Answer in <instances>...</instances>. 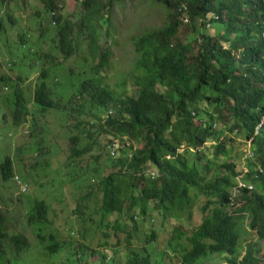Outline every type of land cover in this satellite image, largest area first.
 <instances>
[{
    "label": "trees",
    "instance_id": "1",
    "mask_svg": "<svg viewBox=\"0 0 264 264\" xmlns=\"http://www.w3.org/2000/svg\"><path fill=\"white\" fill-rule=\"evenodd\" d=\"M39 1L47 14L55 8L57 17L53 20L59 23L57 5L62 0ZM104 1H83L86 14L77 22L81 36L86 29L91 31L84 37L88 38L92 51L99 49L101 65L108 63L110 54L100 44L101 34L96 29V25L101 27L98 16L108 10L106 18H109L110 8L123 0ZM152 3L165 9L167 23L133 40L135 97L119 100L99 86L94 78L98 71L94 69L91 78L81 81L77 92L69 98V121L86 118L72 126L83 137L73 136L69 142L79 144L84 139L92 142L87 143L92 147L101 139L103 157L108 159V171L95 188L102 194L100 207L96 209L103 221L94 223L91 218L88 225L113 229L102 234L106 245L117 232L126 235L129 243L120 244L118 238L114 245L120 248L114 256L118 264H165L169 250L180 258V264H203L212 257L220 258L221 264H264V244H259L264 242V174L259 173V167L264 170V130L256 136V158L249 161L250 171L246 175L255 183V190L238 196L242 200L237 208L228 209L233 178L240 175L235 164H224L230 175L211 178L216 160L229 155L227 141H233L222 139L213 126L214 121L222 124L228 133L237 132L248 138L264 115V0H152ZM6 20L15 24L10 15ZM100 20L107 21L104 16ZM62 27L61 49L70 58L76 52L74 28L70 22ZM0 31H5L3 18H0ZM191 35L195 38L187 42ZM4 74L1 73L0 85L8 79ZM41 77L45 79L46 73ZM38 87L37 102L44 107L53 106L48 82L43 81ZM70 92L73 93L72 88ZM18 102L16 121L23 115L21 99ZM85 109L89 114H85ZM108 109L114 114L102 125L99 117ZM210 141L213 142L209 146L213 149L211 156L206 151L210 150L206 146ZM116 144L121 146L119 150ZM184 146L186 150L179 152ZM42 149L33 148L40 154ZM109 153H113L112 159ZM72 164V157L67 155L63 166L69 169ZM151 166L159 172V177L150 180L138 176ZM0 173L5 181L13 178L10 157L0 164ZM257 174L259 178H253ZM201 198L203 204L199 203ZM196 210L203 211V221L184 231L182 221L190 222ZM46 213L44 202L33 203L26 224L20 227L43 223ZM114 213L125 214L126 223H133L137 232L135 219L146 222L151 213L164 222L175 220L179 224L173 227L167 249L158 252L153 246L148 248L157 239L151 231L150 236L146 235L147 245L138 251L132 248L133 237L125 227L104 221ZM252 232L255 238L243 244L242 236ZM38 239L44 240L39 235ZM10 242L14 243L16 253L30 249L20 232ZM52 247V251L57 250V246ZM86 249L85 245L76 247L73 254L78 264H97L85 260ZM3 252L0 248V264L3 258L6 264L17 259L16 254L2 257ZM92 254L98 256L94 250ZM106 260L103 253L100 263L105 264Z\"/></svg>",
    "mask_w": 264,
    "mask_h": 264
},
{
    "label": "rangeland",
    "instance_id": "2",
    "mask_svg": "<svg viewBox=\"0 0 264 264\" xmlns=\"http://www.w3.org/2000/svg\"><path fill=\"white\" fill-rule=\"evenodd\" d=\"M62 4L63 9L59 12L61 13L60 22L52 25L51 19L48 18L44 6L39 0L0 3V18H3L5 22V31H0V76L5 72L12 76L13 81L15 74L31 79L27 91L29 100L27 113L20 121H15L16 106L13 89L15 83L12 85L8 76V79L0 85V164L5 161V158L10 157L18 181L28 188L24 194L19 195L20 184L15 179L5 182L0 173V194H2L0 211L8 216L6 224L8 233L16 235L20 232V225L25 224L23 217L25 214L27 216L29 212V204L30 210L31 203L38 201L49 206L48 222L46 225L43 222L36 228L39 229V236L44 240L41 241L37 238L35 228L33 231L28 229L25 235L29 239L30 249L21 257H17L22 261L15 264H78L73 253L79 245L87 246L86 261L92 260L101 264L100 259L105 253L107 255L105 264H118L114 256L120 252V248L114 245L118 243V238H120V244L129 242L125 239L126 235L119 231L117 236L112 235V238L108 239L107 245H104L106 243L102 234L104 231L106 233L113 229L89 227L88 220L91 218L94 223L103 221L101 213L96 209L100 207V195L93 188L97 181L93 180L94 184H92L89 177H82L85 171H90L94 167L98 168L101 175H106L108 164L107 158L103 157V141L96 140L89 153L77 157L72 168L65 169L64 158L70 155V148L75 149L69 144V139L73 136L83 137L72 126L78 122L86 121V118L82 116L69 121V108L66 111L46 109L41 115L38 107L32 102V91H35L37 84L42 82L41 74L43 72L46 73L45 81L55 82L54 85H48L54 94L52 96L54 100L63 106L77 92L80 84L78 79L83 81L80 72L93 66V71H88L85 75L86 79H89L99 63L100 57L93 55L91 44L86 38L91 34V31L86 29L81 36V30L77 25V22L86 14L82 3L79 0H63ZM36 11L38 14H35ZM107 12L108 10L98 16L101 27L96 25V29L101 34L100 44L103 48H107L110 58L107 64L98 69L96 80L99 82V86L109 89L119 100L124 94V99H128L132 96L135 97L136 94L132 72L136 62L133 40L162 28L167 23V14L162 6L153 4L152 0L115 2L109 10V18H106ZM8 15L12 16L15 24L12 25L6 20ZM101 16H104L107 21H99ZM66 21H69L74 28L72 37L76 44V52L70 58H66L61 49L64 33H60V30L63 29L62 26ZM78 36L79 38L76 39ZM21 38L22 40H20ZM194 38L195 36L191 35L190 38H187V42ZM44 52L50 55H42ZM74 76L78 79L71 82L73 93L68 98L62 84L67 83ZM19 85L21 86V84ZM85 114H89L87 109H85ZM215 129L223 135V138L231 137L234 138V141H227L229 155L216 160L217 167L212 168L211 178L230 174V171L224 167L225 162L235 164L236 171L248 166L247 146L242 136L239 133L228 134L225 127L219 123ZM87 143L91 144L92 142L81 139L76 147L77 149L91 148ZM211 144V142L208 143L209 146ZM34 147L35 149L43 148V153H37L36 150H33ZM139 147L135 146L137 149ZM206 151L210 152V156L213 155V149ZM42 156L45 157L40 159ZM72 169H75L76 175L70 172ZM93 175L90 173V176ZM203 201L204 198H201L199 203L203 204ZM94 210L95 214H93ZM126 217L125 214L114 213L104 221L110 225L119 223L125 227L133 237L131 239L132 248L138 251L147 245L145 244L146 235L150 236L151 231L156 233L157 239L147 247L150 249L153 246V250L158 252L167 249L173 235V227L175 224H179L175 220L164 222L157 214L151 213L147 216L146 222L136 220L139 227L137 232L133 223H126ZM203 218V211L196 210L190 222L182 221L184 231H190L193 227L198 226ZM67 230L71 231L74 236L69 238ZM50 235H52V239H49ZM255 236V232L248 233L247 236L243 235V244L253 240ZM51 244L59 246L56 253L49 254L45 250V247ZM259 244L262 245L264 242ZM106 247H108L107 251H103ZM92 250L98 256H94ZM128 250L131 252L129 247ZM169 252H167L168 257L165 264H180V258L172 254L171 250ZM221 263L220 258L212 257L203 264ZM2 264H6L4 258Z\"/></svg>",
    "mask_w": 264,
    "mask_h": 264
},
{
    "label": "clouds",
    "instance_id": "3",
    "mask_svg": "<svg viewBox=\"0 0 264 264\" xmlns=\"http://www.w3.org/2000/svg\"><path fill=\"white\" fill-rule=\"evenodd\" d=\"M21 2V1H23V0H5V3H7V2ZM80 1V3H82L83 1H85V0H79ZM124 1V0H123ZM1 3V2H0ZM63 0L57 5V13H58V17H60L61 16V13H59L62 9H63ZM47 16H48V18L49 19H51V22H52V25H56V24H58V23H56L54 20H53V18H55V17H57V14H56V12H55V8H54V10H52L51 12H49L48 14H47ZM67 22H69V21H66L65 23H67ZM65 25V24H64ZM50 26V25H49ZM50 28H52V26H50ZM21 40V39H20ZM36 49V48H35ZM91 51H92V47H91ZM92 53H93V55L95 56V57H100V52H99V50H96V51H92ZM40 54H41V51H40ZM40 54H39V56H40ZM42 55H50L49 53H43ZM109 58H110V56H109ZM108 61H109V59H108ZM102 66H104V65H101V59L99 58V63L97 64V66L94 68V69H96L97 71H98V69L99 68H101ZM134 66H133V69H132V72H133V83H134V79H135V75H134ZM93 69V66L92 67H90L89 69H86L85 71H82V72H80V75H81V78L84 80H86V77H85V75L87 74V72L88 71H91ZM9 70H11V68H9ZM93 71V70H92ZM6 77H8L9 76V79H11V81H12V85H13V83H15L14 84V86H13V89H14V97H15V100H14V103H15V121L17 120V111H18V107H19V102H18V99H21V102H20V104H21V108H22V110H23V115L24 114H26L27 113V109H28V105H29V100H28V98H27V91H28V88L30 87V85L29 84H31V79L30 78H27L26 76H21V75H16L15 74V76H13L14 77V81H13V79H12V76L11 75H8V74H4ZM42 75V74H41ZM3 76V75H2ZM96 77H97V75H95L94 76V78L96 79ZM42 78V77H41ZM91 78V77H90ZM15 79H16V82H15ZM74 79H78V78H76V77H73L71 80H69L67 83H65V84H62V86L64 87V90L66 91L65 93L67 94V96H68V98H69V96L70 95H72V92H70L69 93V89L72 87L71 86V82L72 81H74ZM80 82H81V80L80 79H78ZM43 81H45L44 80V78H42V82ZM55 81V80H54ZM47 82V81H46ZM19 84H21V86L19 85ZM40 84V83H39ZM39 84H37V85H39ZM48 84H50V85H54L55 84V82H52V83H48ZM39 87L37 86V89L35 90V91H32V102L35 104V106H37L38 107V109H39V112H40V114L42 115L45 111H46V109H55V110H59V111H66L68 108H69V99H68V101H67V103L65 104V105H63V106H60L55 100H54V97H52L53 98V101H52V103H53V106H51V107H44L43 105H40V103H38L37 102V99H36V97H37V92H38V89ZM103 88H105L106 90H108L109 92H111L109 89H107L106 87H103ZM51 88L49 87V90H50ZM135 89V88H134ZM50 93H51V96H53L54 94L50 91ZM112 93V92H111ZM135 93H136V89H135ZM114 94V93H113ZM124 94V93H123ZM116 96V95H115ZM124 96H125V94L124 95H122V98L120 99L122 102H124L126 99H124ZM118 98V97H117ZM113 114H114V111L113 110H111V109H108L106 112H104L103 114H101L100 115V120H101V124L103 125V124H105L106 123V121L110 118V117H112L113 116ZM23 115L21 116V118L23 117ZM21 118H20V120H21ZM20 120H18V121H20ZM218 121H214V124H213V126H214V128H216L217 126H218ZM220 124V123H219ZM264 130V115H263V117H262V119L254 126V134L252 135H250L248 138H246L245 136H243V135H241L242 136V139L244 140V143L246 144V146H247V149H246V158H247V160H249V161H254L255 160V158H256V155H255V151H254V148H255V144H256V136H259L261 133H262V131ZM226 132H227V130H226ZM228 133V132H227ZM237 132H234V133H228V134H236ZM223 136V135H222ZM224 138H226V137H224ZM231 138V137H230ZM222 139H223V137H222ZM233 139V141H234V138H232ZM212 144H213V142L212 141H210ZM209 143V142H208ZM208 143L206 144V146L208 145ZM69 144L70 145H72L75 149H72V148H70V156L72 157V161H73V164H74V161H75V159L77 158V157H79V156H81V155H84V154H86V153H89L90 152V149H92V147L90 148V149H87V148H83V149H77V143H75V142H69ZM209 146V145H208ZM207 146V147H208ZM116 149L117 150H119L120 148H121V146L120 145H118V144H116ZM208 148H210V147H208ZM211 149V148H210ZM12 150V149H11ZM186 150V147L184 146V147H182V149L181 150H179V152H183V151H185ZM193 153L195 152L194 150L192 151ZM109 155V158L110 159H112V157H113V153H109L108 154ZM72 164V165H73ZM149 166H150V164H148ZM70 168H72V166L70 167ZM25 170V169H24ZM28 171V170H27ZM75 171V169H72L70 172H72V174H74V175H76V173L74 172ZM250 170H249V167L248 166H246L245 168H243L242 170H240V175H238V176H234V178H233V184H232V187H231V189H230V198H229V202H228V209H229V211L231 210V208L232 209H234V208H237L238 206H239V204H240V202H241V198H238V196H242L243 194H244V192H246V191H249V192H252V191H254L255 190V183H253L252 182V180H250L249 178H247V173L249 172ZM259 173L260 174H264V170L263 169H261L260 167H259ZM90 173H92V174H94L93 176H90ZM226 175V174H225ZM230 175V174H229ZM138 176L139 177H141V176H144V178H148V179H150V180H153V179H155V178H157V177H159L160 176V174H159V172L154 168V167H152L151 166V169H148V168H146V170L145 171H142V172H140L139 174H138ZM82 177H89L90 178V182L92 181V184H94V182H93V180H96L97 181V183L94 185V187L93 188H97V184L100 182V179L102 178V177H104V175H101L100 173H99V170H98V168L97 167H94V168H92L90 171H85L83 174H82ZM253 178H255V179H257V178H259V174H257V175H255V176H253ZM13 179H15V181L18 183V184H20V182L18 181V179H17V176L15 175V172H14V174H13V178H11L10 180H13ZM5 182H7V181H5ZM28 190V188H27V186L26 185H22V184H20V192H19V195H21V194H24L26 191ZM97 193L100 195V196H102V194L99 192V191H97ZM1 197H2V194H0V200H1ZM31 205L33 206V203H31ZM46 205V204H45ZM46 207H47V213H46V219H45V221H44V223H45V225H46V223L48 222V212H49V206L48 205H46ZM28 210L29 211H31L32 210V208H31V210H30V204H29V208H28ZM2 216H4V218H5V220L3 219V217ZM109 216H111V215H109ZM109 216H106V218H108ZM26 214L24 215V217H23V219L25 220V224H26V222H27V219H26ZM135 220H139V219H135ZM8 223V216H6L5 215V213L4 212H2V211H0V243H2V246L0 247L1 249H2V251L4 250L5 251V253H4V256H2V257H7V256H12L13 254H16V258L17 257H21V255H23V254H25V252L27 251V249L25 248H23L22 250H19V251H17V253H16V251L13 249V246H14V243H12V242H10V239L11 238H14V235H10L9 233H8V227H7V224ZM24 224V225H25ZM40 225H42V224H36L35 226H31V227H20V233H22V234H24L25 235V232L28 230V229H31L32 231H33V228H37V227H39ZM67 232H68V237L69 238H71V236H74V234L71 232V231H69V230H67ZM40 233H39V229H36V236H37V238H38V235H39ZM25 237H26V239L29 241V239H28V237L25 235ZM53 237H52V235H50L49 236V239H52ZM35 241H36V239H35ZM29 243V242H28ZM104 245H106V244H104ZM52 246H57V250H58V248H59V246L57 245V244H51V245H48V246H46L45 247V250H47L48 251V253L49 254H53V253H56L57 252V250L56 251H52ZM28 247H30V244H29V246ZM54 249V248H53ZM5 259V258H4ZM22 260H20L19 258H17L12 264H15L16 262H21ZM1 262H2V260H1ZM86 262H84V264H85ZM88 264H90V263H88Z\"/></svg>",
    "mask_w": 264,
    "mask_h": 264
}]
</instances>
